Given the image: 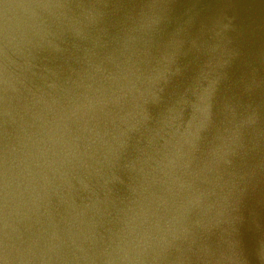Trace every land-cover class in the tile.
<instances>
[{
    "label": "clouds",
    "instance_id": "1",
    "mask_svg": "<svg viewBox=\"0 0 264 264\" xmlns=\"http://www.w3.org/2000/svg\"><path fill=\"white\" fill-rule=\"evenodd\" d=\"M0 264H264V0H0Z\"/></svg>",
    "mask_w": 264,
    "mask_h": 264
}]
</instances>
